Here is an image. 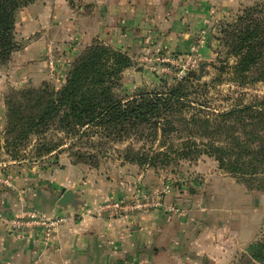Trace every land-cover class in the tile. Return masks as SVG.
Listing matches in <instances>:
<instances>
[{"label":"crops","instance_id":"1","mask_svg":"<svg viewBox=\"0 0 264 264\" xmlns=\"http://www.w3.org/2000/svg\"><path fill=\"white\" fill-rule=\"evenodd\" d=\"M256 1L87 0V5L73 7L69 0H37L17 15V38L26 39V45L13 53L11 71L4 77L10 74L19 84L46 78L49 43L70 55L98 38L132 57L148 49L187 52L202 30L210 31L215 22ZM206 38L208 43L209 34ZM2 95L0 90L3 106ZM50 156L39 162L13 160L0 170L1 180L12 184L0 193V264H200L202 257V264H223L225 227L214 229L209 219H196L208 207L192 210L187 218L163 209L99 212L102 201L124 199L130 186L109 181L67 153ZM66 189L74 191L75 202L62 206ZM167 199L172 201L171 193ZM29 208L64 215L67 221L50 238L39 228L14 229L11 221ZM217 210L208 218L218 217Z\"/></svg>","mask_w":264,"mask_h":264},{"label":"rangeland","instance_id":"2","mask_svg":"<svg viewBox=\"0 0 264 264\" xmlns=\"http://www.w3.org/2000/svg\"><path fill=\"white\" fill-rule=\"evenodd\" d=\"M86 1L69 0V3L75 7L85 3L87 5ZM257 1H259L257 4H264V0ZM238 15V13L227 15L219 22H215L210 31H206V36L209 34V42L205 43V46H201L202 51L200 48L199 52L196 53L198 57L197 67L183 74V78L189 76L191 81L195 83L190 92V99L210 107L197 105V110H188L184 115H181L187 121H191L193 115H198L199 118L204 119L206 113L210 111L219 112L229 110L236 105L248 106L264 102V78L256 80L257 71H251L245 81L237 80L232 74L231 67L236 64L237 58L230 52L229 40L224 34V28L234 21ZM16 40L20 45L18 50L23 49L26 45V39L19 40L17 30ZM95 42L106 44L99 38L94 39L76 55H70L71 51L66 53L67 50H59L52 43H49L46 53V78H38L24 84L13 82V79L9 78L10 74H8V78L4 77L11 71L12 67L10 68V65L13 54L9 60L0 65V90L3 93V106L0 104L1 172L8 169L13 160L22 159L29 162H39L42 157L49 154L52 155L50 157L55 156L58 158L60 154L67 153L73 162L76 161L75 163L98 169L100 175H103L109 181L119 180L120 185L127 184L130 186L131 190L128 194L124 193V199H119L120 196L117 198L109 197L102 201L98 207L99 212L111 211L117 214L121 212L110 207L113 202L122 201L131 205L143 204L146 195L152 194L153 197H156L164 186H169V192L162 195L167 202L188 210V214L183 217L187 218L192 210L208 207L203 216H197L196 219L200 220V217L204 221L209 219L208 221L211 224H215L214 229L225 227L223 232L227 244L223 264H236L250 245L262 238L264 239V189L249 188L248 183L242 181L240 177L222 170L215 157L207 155H202L197 161L177 157V160H170L168 166L159 165L158 167L128 162L124 159L127 151L140 152L144 149L147 151L152 147L153 149H159L163 141L165 143L162 146L169 149L171 143L175 146L190 139L198 142L204 138L209 139L207 135L201 136L205 127L199 122L196 126L191 122L187 125V128L182 126L180 132L167 133L164 137L159 135L157 139L152 141V139L131 135L135 133L120 137L117 133H114L115 129L111 126L98 128L96 132L91 129L93 133L89 131L90 134H75V130L63 131L65 129L61 128L57 121H50L47 125L33 132L27 140L15 143L13 96H15V101H21V97L16 94L18 91L43 88L47 83L55 89L61 88L75 61ZM106 45L123 51L122 48L112 44ZM70 47H73V43L70 44ZM192 47L189 51L178 54L169 52L172 57L182 58L177 63H164V65L170 66L171 72L160 70L161 65L154 59L157 49H148L141 52L137 57L134 56L135 58L131 57L132 65L121 74L118 84L114 87V93L118 97L128 98L143 92L167 91L176 81L183 79H178L174 76V73L182 69L187 56L192 52ZM164 52L168 53L166 50H161V53L164 54ZM146 56H148V59L145 58ZM63 57H66V59L62 60ZM52 59L54 65L50 63ZM191 129L199 132L194 138L191 137ZM241 132L242 128H239L238 133ZM261 135L264 137V132ZM57 145L58 147H56ZM46 147L56 148L46 153ZM201 148H203L202 145ZM171 156L176 157L174 153ZM78 160L80 161L77 162ZM125 171L127 172L126 177L123 175ZM4 180L6 179L1 180L0 178V193L12 188L10 181ZM170 193L173 196L172 201L167 199ZM216 208L219 212L218 217L211 216L208 218ZM131 211L137 212V209ZM175 216L179 215L176 214ZM203 261L204 257L200 259V264Z\"/></svg>","mask_w":264,"mask_h":264},{"label":"trees","instance_id":"3","mask_svg":"<svg viewBox=\"0 0 264 264\" xmlns=\"http://www.w3.org/2000/svg\"><path fill=\"white\" fill-rule=\"evenodd\" d=\"M35 1L0 0V65L20 48L16 40L19 10ZM257 3L243 7L237 18L224 28L230 52L237 58L231 67L232 74L240 81H245L251 71H257L256 80L264 78V4ZM131 57L127 51L95 42L75 61L61 88L55 89L47 83L43 88L18 91L21 101H15L13 96L15 143L27 140L50 121H57L63 131L75 130V134L93 133L98 128L111 126L120 137L135 133L131 135L152 141L159 135L180 132L182 126L187 128L191 122L195 126L199 122L205 127L201 136L207 135L209 139L200 142L190 139L175 146L171 143L169 149L162 146L163 141L159 149L127 151L124 159L158 167L168 166L177 157L197 161L207 155L215 157L222 170L240 177L249 188L264 189V137L261 135L264 102L210 111L204 119L193 115L187 121L181 115L188 110H197V105L210 108L190 99L195 83L189 76L176 81L167 91L143 92L128 98L114 93L121 74L132 65ZM190 131L192 138L199 134L194 129ZM56 147H46L45 152ZM236 264H264V239L250 245Z\"/></svg>","mask_w":264,"mask_h":264},{"label":"built area","instance_id":"4","mask_svg":"<svg viewBox=\"0 0 264 264\" xmlns=\"http://www.w3.org/2000/svg\"><path fill=\"white\" fill-rule=\"evenodd\" d=\"M207 30H202L200 33V37L197 40V43L192 47V52L187 56L186 62L182 65V69L174 73L175 77L178 79L183 78V74L194 68L198 65V57L196 53L199 52L200 47L205 45L206 43V32ZM162 49H157V53L155 55V61L158 62L161 67L160 70L165 72H171V68L169 65H164L166 62L174 63L178 62L181 57L176 58L172 57V55L168 53H161ZM148 59V56L145 57ZM182 59V58H181ZM51 65H54L53 59L50 61ZM186 68V69H184ZM169 192V186H164V188L158 193L156 197H153L152 194L145 196V202L143 204H126L122 201L113 202L110 207L115 209L116 211H120V214L131 213L132 209H137L138 212H148L152 209H163L169 215L178 214V215H187L188 210L181 208L172 203H168L162 194H166ZM135 211V210H133ZM67 221V217L65 216H48L46 214L40 213L38 210L29 208L23 211L20 215L15 217L14 220L11 221V226L14 229H36L39 228L43 235L46 238H50L57 230Z\"/></svg>","mask_w":264,"mask_h":264},{"label":"water","instance_id":"5","mask_svg":"<svg viewBox=\"0 0 264 264\" xmlns=\"http://www.w3.org/2000/svg\"><path fill=\"white\" fill-rule=\"evenodd\" d=\"M75 202V193L73 190H66L62 197L60 198L59 203L62 206H67L69 203H74Z\"/></svg>","mask_w":264,"mask_h":264}]
</instances>
